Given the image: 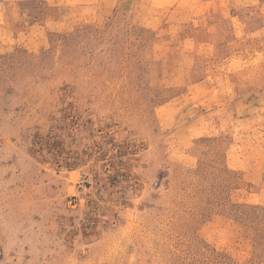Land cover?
<instances>
[{
	"label": "rangeland",
	"instance_id": "374dc122",
	"mask_svg": "<svg viewBox=\"0 0 264 264\" xmlns=\"http://www.w3.org/2000/svg\"><path fill=\"white\" fill-rule=\"evenodd\" d=\"M109 1L0 0V264H264V0Z\"/></svg>",
	"mask_w": 264,
	"mask_h": 264
},
{
	"label": "crops",
	"instance_id": "0c3cea01",
	"mask_svg": "<svg viewBox=\"0 0 264 264\" xmlns=\"http://www.w3.org/2000/svg\"><path fill=\"white\" fill-rule=\"evenodd\" d=\"M45 2L48 4L45 9V22L44 26L46 28H50L51 30L56 31H63V27L66 26V30L69 28V9H71L72 5L78 4V5H90V4H97L102 6H110L111 3H109V0H45ZM56 9V10H53ZM58 16L49 18V15L47 13H57Z\"/></svg>",
	"mask_w": 264,
	"mask_h": 264
}]
</instances>
